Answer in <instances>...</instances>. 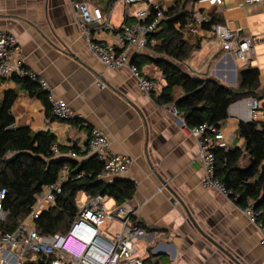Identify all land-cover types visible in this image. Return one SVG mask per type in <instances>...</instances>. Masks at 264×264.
<instances>
[{"label": "crops", "instance_id": "obj_1", "mask_svg": "<svg viewBox=\"0 0 264 264\" xmlns=\"http://www.w3.org/2000/svg\"><path fill=\"white\" fill-rule=\"evenodd\" d=\"M72 1L101 8L112 29L92 25L90 31L97 41H111L124 21L123 5L115 0H0V29L16 36L22 66L45 80L53 95L65 100L77 118L64 122L48 117L40 99L20 91L11 106L15 124L34 132L52 133L60 146V154L52 155L54 158L70 159L67 152L85 143L93 128L107 134L113 152L133 158L125 175L100 181H134L136 190L127 202L136 221L146 226V234L139 240L146 244V249L139 250L144 258L151 252L162 255L166 264H264V245L257 225L231 198L203 187V169L196 159L197 140L182 116L174 114L171 105H158L151 96L145 97L128 70L109 69L93 56L77 26ZM154 1L165 10L173 5V0ZM195 3L191 9L196 16ZM207 11L214 22L229 23L241 28L243 36H252L251 59L255 62L245 64L225 52L208 28L202 27L197 36H190L185 27L183 38L191 51L183 64L186 68L191 64L194 69L187 71L234 89L239 71L249 66L259 70L263 87L264 73L260 69L264 66V0L255 4L223 0ZM142 53L151 55L149 49ZM134 56H130L131 60ZM141 71L154 83L152 93L158 94L164 84L161 72L153 64L143 65ZM15 87L12 78H0V97ZM237 102L228 108V117L221 125L232 146L242 143L234 132L238 122L245 121L234 113ZM61 146L68 149L62 151ZM172 192L187 206L194 223L181 204L171 200ZM108 200L113 202L112 198Z\"/></svg>", "mask_w": 264, "mask_h": 264}, {"label": "built area", "instance_id": "obj_2", "mask_svg": "<svg viewBox=\"0 0 264 264\" xmlns=\"http://www.w3.org/2000/svg\"><path fill=\"white\" fill-rule=\"evenodd\" d=\"M123 5L124 21L111 41L102 42L93 39L90 26L101 29H112L106 21L104 12L96 5L85 1H72L75 20L83 38L93 56L109 69H126L136 79L137 86L145 97H150L154 83L144 75L132 62L130 56L159 44L155 34L160 30L164 16V8L154 0H115ZM245 4L261 3L263 0H242ZM223 0H196L198 14L186 26V34L197 36L203 25L209 23L208 32L218 42L219 47L234 58L247 62L254 56L252 36L242 35L241 28H233L229 23L211 22V14L207 8L222 4ZM264 21V13H263ZM188 70H194L190 64ZM264 73V66L260 69ZM14 75L29 76L38 79L40 87L47 93L52 114L60 121L75 118L70 105L63 99L56 98L49 85L31 71L26 70L20 60V50L16 36L0 29V78L10 79ZM101 86L103 83L98 82ZM264 87V85H263ZM264 101V100H263ZM234 113L245 121H264V106L254 97L241 99L234 104ZM170 110L179 114L174 106ZM260 114V116H259ZM196 138L198 159L203 169L201 183L205 188L217 190L230 198L231 191L214 177L216 145H228V140L221 127L207 123L189 128ZM49 152L55 156L60 154V146L53 142ZM8 153V156H12ZM72 160H81L95 156L102 167L97 180L109 181L113 177L125 175L133 162V158L124 153L111 150L109 137L100 128H93L85 143L77 146V150L67 152ZM70 174V165L63 164L59 178L46 184L36 195L26 215L14 229L4 231L1 225L6 221L9 211L4 208L7 194L5 187H0V264H22L32 254L53 256L51 264H142L144 257L139 252L137 241L145 234V229L132 224L133 208L129 202L117 204L108 210V197L100 193L79 190L74 196L76 212L68 228L64 232L41 234L37 231L36 221L43 211L55 205L57 197L62 193V184ZM84 175L79 172L76 177ZM248 220L257 225L260 240L264 245V218L253 209V201L241 208ZM110 223L103 226L104 220ZM115 223L117 226H115Z\"/></svg>", "mask_w": 264, "mask_h": 264}, {"label": "trees", "instance_id": "obj_3", "mask_svg": "<svg viewBox=\"0 0 264 264\" xmlns=\"http://www.w3.org/2000/svg\"><path fill=\"white\" fill-rule=\"evenodd\" d=\"M196 0H173V5L164 11L160 30L155 36L160 44L149 48L151 55L136 54L132 62L141 71L145 64H153L161 72L164 84L158 94L151 93L158 105H174L184 118L187 128L207 123L221 127L228 117V108L235 102L249 97L264 98L259 83V70L245 67L238 73V85L232 89L214 78H200L187 71L183 60L190 55V46L183 38L185 27L194 20L192 6ZM215 20L212 19L211 22ZM209 23L204 28H209ZM178 26V27H177ZM142 72V71H141ZM16 87L3 92L0 97V187L7 190L4 208L9 211L1 225L4 231L15 228L29 211L36 195L46 184L55 182L63 164L70 165V174L62 184V193L51 208L41 213L36 221L41 234L64 232L75 215L74 196L79 190L100 193L112 198L117 204L129 201L136 190L131 179L116 178L111 182L97 180L102 163L90 156L78 163L66 158H54L49 152L54 135L49 131L34 132L26 126L15 124L11 106L19 92L40 99L47 116L52 114L47 93L40 87L38 79L29 76L12 77ZM77 118L71 119L76 121ZM234 135L242 139L237 146L216 145L214 177L227 190L230 198L240 207L253 201V209L264 218V121L238 122ZM72 148H76L75 145ZM61 146V150H67ZM15 157L6 161L8 153ZM79 172L84 175L77 178ZM132 224L145 229V225L131 217ZM53 256L36 254L35 259H25L22 264H51ZM160 254L149 252L142 264H166Z\"/></svg>", "mask_w": 264, "mask_h": 264}, {"label": "rangeland", "instance_id": "obj_4", "mask_svg": "<svg viewBox=\"0 0 264 264\" xmlns=\"http://www.w3.org/2000/svg\"><path fill=\"white\" fill-rule=\"evenodd\" d=\"M264 27V25H261V27ZM260 27V28H261ZM258 52H259V54H260V51L258 50ZM258 52H256V54H258ZM240 62L242 61V60H240V59H238ZM243 62V61H242ZM253 63V62H255V60H252V59H249L247 62H243V63H245V64H250V63ZM249 67V66H248ZM261 89L263 90V93H264V87H262L261 86ZM258 100H260L261 102L264 100V98H262V99H258ZM114 204V200H113V202H112V200H108L107 202H106V208L108 209V210H111L115 205H113ZM105 223H107V224H109L110 223V220H104V222H103V226H104V224ZM137 246H138V248H139V250L140 251H143L144 249H146V244L144 243V242H142L141 244H140V241H137ZM32 259H35V257H36V255L35 254H32L31 256H30Z\"/></svg>", "mask_w": 264, "mask_h": 264}, {"label": "water", "instance_id": "obj_5", "mask_svg": "<svg viewBox=\"0 0 264 264\" xmlns=\"http://www.w3.org/2000/svg\"><path fill=\"white\" fill-rule=\"evenodd\" d=\"M262 105L264 106V101H262ZM172 106H174V105H172ZM182 119H183V121H184V118H183V117H182ZM14 157H15V155H12V156H10L9 158H7L6 161H11ZM171 195H172V196H171V200H172V201H177V202H179V203L181 204V206L183 207V209L185 210V212L188 214L189 219H190V220H193V218H192V216H191L189 210L187 209V206L181 201V199H180V198H179L174 192H172ZM193 223H194V220H193ZM236 263L241 264V263L238 262V261H237Z\"/></svg>", "mask_w": 264, "mask_h": 264}]
</instances>
